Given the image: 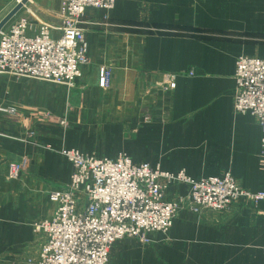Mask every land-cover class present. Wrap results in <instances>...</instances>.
Returning <instances> with one entry per match:
<instances>
[{
    "label": "crops",
    "instance_id": "obj_1",
    "mask_svg": "<svg viewBox=\"0 0 264 264\" xmlns=\"http://www.w3.org/2000/svg\"><path fill=\"white\" fill-rule=\"evenodd\" d=\"M14 3L0 0V21ZM81 26L89 62L74 86L0 73V264L37 247L49 193L70 180L62 149L125 153L195 179L230 172L264 191L262 126L234 110L237 58H264V0H117L85 8ZM10 161L23 164L18 179L7 178ZM108 264H264V200L200 214L185 206L149 243L117 241Z\"/></svg>",
    "mask_w": 264,
    "mask_h": 264
},
{
    "label": "built area",
    "instance_id": "obj_2",
    "mask_svg": "<svg viewBox=\"0 0 264 264\" xmlns=\"http://www.w3.org/2000/svg\"><path fill=\"white\" fill-rule=\"evenodd\" d=\"M116 2L61 0V25L41 22L36 27L25 16L11 20L0 31V72L74 85L89 60L80 27L85 8L113 10ZM112 78L106 68L100 86L109 88ZM235 79L234 110L253 114L264 132V58L239 56ZM61 154L71 162L70 180L49 193L53 212L34 224L41 239L16 264H108L117 241L149 243L154 232H170L185 206L200 214L264 200V191L243 188L230 172L195 179L185 170L164 171L125 153L97 157L73 148ZM22 170L21 162H8L7 178L18 179ZM172 184L186 186L187 193L170 197Z\"/></svg>",
    "mask_w": 264,
    "mask_h": 264
},
{
    "label": "rangeland",
    "instance_id": "obj_3",
    "mask_svg": "<svg viewBox=\"0 0 264 264\" xmlns=\"http://www.w3.org/2000/svg\"><path fill=\"white\" fill-rule=\"evenodd\" d=\"M13 1L15 2L14 4H17V0H13ZM57 1L59 2L58 8H57V5H56L57 4L56 3ZM60 7H61V0H29L28 3L23 6V8L20 10V12L13 19L19 18L21 16H25V17L28 18V20H29V22L31 24H33L36 27H38L41 22H48V23L54 24L55 22H53V20H54L55 17H57L58 20H59L57 24L58 25H61L62 22H61L60 17H59ZM50 8L51 9H53V8L56 9L57 8V11L55 12V14L50 11ZM56 14H58V15H56ZM82 18H83V16H82ZM82 18H81L80 27H82L81 26V24H82ZM88 57H89V55H88ZM88 62H89V60H88ZM87 63H85V64H87ZM82 66H81V73L83 75ZM108 68H110V67H108ZM105 69H104V71H105ZM110 69L112 70V68H110ZM0 73H2V72H0ZM19 77H21V76H19ZM29 78H33V77H29ZM44 81H46V80H44ZM77 81H78V79L75 81V84H76ZM48 82H50V81H48ZM99 82H100V78H99ZM57 84H60V83H57ZM65 85H69V84H65ZM74 85H69V86H74ZM4 109H5V111H8V112L11 111L8 108H4Z\"/></svg>",
    "mask_w": 264,
    "mask_h": 264
},
{
    "label": "water",
    "instance_id": "obj_4",
    "mask_svg": "<svg viewBox=\"0 0 264 264\" xmlns=\"http://www.w3.org/2000/svg\"><path fill=\"white\" fill-rule=\"evenodd\" d=\"M29 0H21L17 3L12 10L0 21V31L11 21L13 18L20 12L25 4L28 3Z\"/></svg>",
    "mask_w": 264,
    "mask_h": 264
},
{
    "label": "bare ground",
    "instance_id": "obj_5",
    "mask_svg": "<svg viewBox=\"0 0 264 264\" xmlns=\"http://www.w3.org/2000/svg\"><path fill=\"white\" fill-rule=\"evenodd\" d=\"M21 0H17V3H19Z\"/></svg>",
    "mask_w": 264,
    "mask_h": 264
}]
</instances>
